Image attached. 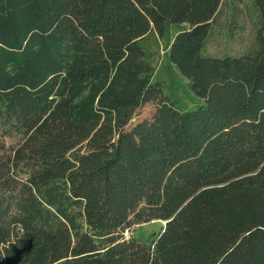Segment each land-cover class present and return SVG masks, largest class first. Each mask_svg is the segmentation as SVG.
<instances>
[{
  "label": "trees",
  "instance_id": "16d2710c",
  "mask_svg": "<svg viewBox=\"0 0 264 264\" xmlns=\"http://www.w3.org/2000/svg\"><path fill=\"white\" fill-rule=\"evenodd\" d=\"M222 2L0 0V264H264V0L256 47L209 55ZM184 23L186 110L141 44Z\"/></svg>",
  "mask_w": 264,
  "mask_h": 264
},
{
  "label": "rangeland",
  "instance_id": "374dc122",
  "mask_svg": "<svg viewBox=\"0 0 264 264\" xmlns=\"http://www.w3.org/2000/svg\"><path fill=\"white\" fill-rule=\"evenodd\" d=\"M260 24L254 0H223L207 40L205 52L209 55L223 56L252 51L256 47V34ZM188 27L186 23L169 25L163 36L151 32L141 42L148 60L155 67V79L164 83L167 94L183 110L192 109L201 103L200 98L193 92L190 81L169 58L174 37ZM154 111V104H146L137 111L132 123L151 117ZM12 141L11 138L7 139L8 143ZM164 225L165 222L162 220L136 224L126 232V236L150 241L162 231Z\"/></svg>",
  "mask_w": 264,
  "mask_h": 264
},
{
  "label": "water",
  "instance_id": "95a60500",
  "mask_svg": "<svg viewBox=\"0 0 264 264\" xmlns=\"http://www.w3.org/2000/svg\"><path fill=\"white\" fill-rule=\"evenodd\" d=\"M166 223V222H165Z\"/></svg>",
  "mask_w": 264,
  "mask_h": 264
}]
</instances>
